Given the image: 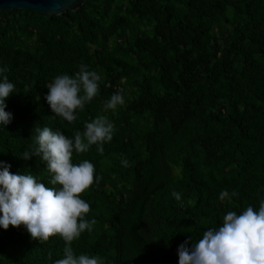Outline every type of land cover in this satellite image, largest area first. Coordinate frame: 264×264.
Wrapping results in <instances>:
<instances>
[{
    "label": "trees",
    "instance_id": "1",
    "mask_svg": "<svg viewBox=\"0 0 264 264\" xmlns=\"http://www.w3.org/2000/svg\"><path fill=\"white\" fill-rule=\"evenodd\" d=\"M81 64L101 77L99 90L68 122L52 112L47 86ZM5 67L15 87L0 162L12 174L59 187L41 158H22L36 126L70 139L101 115L114 126L103 154L97 145L73 152L74 164L94 165L96 181L81 196L84 219L96 224L72 242L76 256L179 264L186 241L264 201V0H87L60 17L1 12ZM117 93L124 104L106 109ZM65 247L58 235L39 241L24 226L0 227V264H55Z\"/></svg>",
    "mask_w": 264,
    "mask_h": 264
},
{
    "label": "clouds",
    "instance_id": "2",
    "mask_svg": "<svg viewBox=\"0 0 264 264\" xmlns=\"http://www.w3.org/2000/svg\"><path fill=\"white\" fill-rule=\"evenodd\" d=\"M7 71L6 67L0 68V124L5 126L12 120V114L5 111V101L15 87L4 74ZM100 79L95 71L81 64L74 77L57 76L47 86L45 99L56 116L73 122L77 109H83L97 96ZM123 104L122 94L117 93L106 102L105 108L116 110ZM35 132L33 151L24 152L22 158H41L52 175L50 183L59 187H46L31 174H12L11 166L0 162V227L7 230L10 226H24L32 239L39 241L60 236L66 247L64 258L55 264H103L97 257L76 256L72 249V242L96 224L94 219H84L90 205L81 198L96 182L94 165L87 160L74 164L73 152L85 153L90 146L97 145V151L103 154V144L113 139V124L107 117L98 116L86 123L82 133L76 131L71 139L48 127L36 126ZM122 164L129 166L126 159ZM172 195L177 201L181 198L178 192L173 191ZM227 197V191L220 194L221 200ZM190 242L179 247V264H264V201L260 202L258 211L248 206L240 215L228 212L218 230L204 232L202 239L191 242V248Z\"/></svg>",
    "mask_w": 264,
    "mask_h": 264
},
{
    "label": "water",
    "instance_id": "3",
    "mask_svg": "<svg viewBox=\"0 0 264 264\" xmlns=\"http://www.w3.org/2000/svg\"><path fill=\"white\" fill-rule=\"evenodd\" d=\"M87 0H0V13L13 10L29 11L40 15L60 17L76 13Z\"/></svg>",
    "mask_w": 264,
    "mask_h": 264
}]
</instances>
